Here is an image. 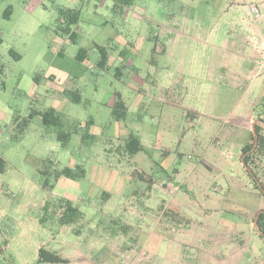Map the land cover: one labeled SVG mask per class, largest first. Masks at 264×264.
<instances>
[{"label":"rangeland","instance_id":"obj_1","mask_svg":"<svg viewBox=\"0 0 264 264\" xmlns=\"http://www.w3.org/2000/svg\"><path fill=\"white\" fill-rule=\"evenodd\" d=\"M253 5L0 0V264H264ZM51 108L61 125L29 118Z\"/></svg>","mask_w":264,"mask_h":264},{"label":"trees","instance_id":"obj_2","mask_svg":"<svg viewBox=\"0 0 264 264\" xmlns=\"http://www.w3.org/2000/svg\"><path fill=\"white\" fill-rule=\"evenodd\" d=\"M119 1V0H114ZM129 1V0H127ZM61 11V19H63V21L61 20L62 24H64L65 26L63 27L64 30H66L67 32L70 31V27L71 25H74L76 23H78V21L80 20V11L75 10V9H60ZM70 38H74L75 33L72 32V34L70 35ZM99 50L101 52V59L99 61V64L101 66H104L106 64L107 61V52H106V48L105 47H99ZM84 58V55L82 56ZM86 57V56H85ZM122 105V103H120ZM41 115L42 120L44 122V124H46L47 126H59L60 124V118L59 116L56 114L55 109L51 108L48 109L44 112H39V111H32L31 114L29 115V118H32V116L34 115ZM256 130L259 131V127H256ZM63 137L65 138V141L68 139L69 134L63 133L62 134ZM250 146L246 145L244 147V151H247L249 149ZM126 149L128 151H130L131 153H135L138 152L140 150L143 149V146L140 142V140L136 137H131L128 142L126 143ZM5 162L6 160H4L3 158L0 157V163L4 164L1 167V170L3 171L5 169ZM248 162V159H247ZM78 168H72V167H63L61 168L59 171H56V178H61V177H65L68 179H73V180H79L80 178H82L85 175V170L81 169V171H77ZM71 207V206H70ZM263 219H264V215H263ZM260 227L262 229H264V222H259ZM67 260H65L64 258H62L61 256H59L57 253H53L50 252L48 250H46L45 248H40L39 250V258H38V263L41 262H65Z\"/></svg>","mask_w":264,"mask_h":264},{"label":"crops","instance_id":"obj_3","mask_svg":"<svg viewBox=\"0 0 264 264\" xmlns=\"http://www.w3.org/2000/svg\"><path fill=\"white\" fill-rule=\"evenodd\" d=\"M256 5H253L250 8V13H254L252 11V8H258L260 13L250 21H247V26H248V32L244 34L240 38V42L245 47V51H248V49L252 50V47L254 46V49L257 50L260 54H258V57H263L264 58V27L262 26L264 23V0H255ZM250 40V41H249ZM245 54V53H244ZM245 60L248 61V55L245 54Z\"/></svg>","mask_w":264,"mask_h":264},{"label":"water","instance_id":"obj_4","mask_svg":"<svg viewBox=\"0 0 264 264\" xmlns=\"http://www.w3.org/2000/svg\"><path fill=\"white\" fill-rule=\"evenodd\" d=\"M252 174V173H251ZM253 177H254V179H256V177L253 175ZM261 186V185H260ZM262 212H264V211H261V212H259L258 213V215H257V217H256V219H255V223L257 224L258 223V218H259V215L262 213ZM262 234H263V232L262 231H260Z\"/></svg>","mask_w":264,"mask_h":264},{"label":"built area","instance_id":"obj_5","mask_svg":"<svg viewBox=\"0 0 264 264\" xmlns=\"http://www.w3.org/2000/svg\"><path fill=\"white\" fill-rule=\"evenodd\" d=\"M252 11L255 12V13H257V14L259 13V9L258 8H255V7L252 8Z\"/></svg>","mask_w":264,"mask_h":264}]
</instances>
